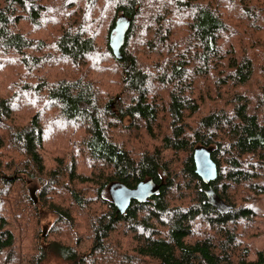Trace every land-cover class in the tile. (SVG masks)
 I'll return each mask as SVG.
<instances>
[{
  "label": "trees",
  "instance_id": "trees-1",
  "mask_svg": "<svg viewBox=\"0 0 264 264\" xmlns=\"http://www.w3.org/2000/svg\"><path fill=\"white\" fill-rule=\"evenodd\" d=\"M246 2L0 0V264H264V36L236 23L264 34V0ZM148 182L118 213L110 187Z\"/></svg>",
  "mask_w": 264,
  "mask_h": 264
},
{
  "label": "water",
  "instance_id": "water-1",
  "mask_svg": "<svg viewBox=\"0 0 264 264\" xmlns=\"http://www.w3.org/2000/svg\"><path fill=\"white\" fill-rule=\"evenodd\" d=\"M132 21L127 17H120L113 30L111 48L118 60H122V49L126 42V36L131 28ZM212 150L206 148L196 149L194 162L196 174L202 181L211 185L218 179V167L212 159ZM157 186L152 182L139 184L135 189H129L124 185L114 184L110 187L111 198L117 208L118 213L124 214L130 207L132 201L143 202L152 197L156 192ZM214 190L211 187L207 191V196L212 200Z\"/></svg>",
  "mask_w": 264,
  "mask_h": 264
},
{
  "label": "rangeland",
  "instance_id": "rangeland-1",
  "mask_svg": "<svg viewBox=\"0 0 264 264\" xmlns=\"http://www.w3.org/2000/svg\"><path fill=\"white\" fill-rule=\"evenodd\" d=\"M246 7L248 9L252 8L250 5H249V0H247L246 2ZM246 10V8H245ZM244 14L242 12V14L239 17V20L236 21L237 23V26L238 28L243 32V34L245 35V40L249 43V44H252L254 43V46H253V50H256L258 48H260L262 46V43H260V37L259 35H262L264 36V34H260L256 31V24L257 23H254L251 18L249 17L248 19H244ZM27 182L29 184V189H30V192H31V195L33 198L36 197V193H37V190H38V182L37 180L35 179H30V178H27ZM219 210L222 211V212H225L227 210V208L220 204L218 206ZM53 222V218L51 216H48L44 223H43V229L45 231H47L51 224ZM43 264H68L67 262L63 261L62 259L56 257L55 255H49L48 258L45 260V262Z\"/></svg>",
  "mask_w": 264,
  "mask_h": 264
}]
</instances>
